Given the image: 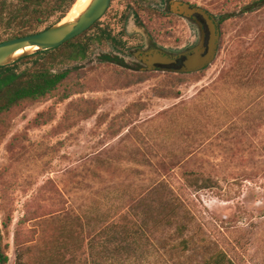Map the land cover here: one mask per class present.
I'll list each match as a JSON object with an SVG mask.
<instances>
[{
    "label": "rangeland",
    "instance_id": "1",
    "mask_svg": "<svg viewBox=\"0 0 264 264\" xmlns=\"http://www.w3.org/2000/svg\"><path fill=\"white\" fill-rule=\"evenodd\" d=\"M181 1L219 22L206 70L101 62L143 42L134 11L166 50L198 43L164 0H114L101 23L116 35L124 21L125 46L92 45L74 75L81 93L19 107L0 126L7 264H264V6Z\"/></svg>",
    "mask_w": 264,
    "mask_h": 264
},
{
    "label": "trees",
    "instance_id": "2",
    "mask_svg": "<svg viewBox=\"0 0 264 264\" xmlns=\"http://www.w3.org/2000/svg\"><path fill=\"white\" fill-rule=\"evenodd\" d=\"M77 1L0 0V43L52 27L67 17ZM128 1L132 8V3L146 0ZM262 6L264 0H254L243 12H253ZM134 14L137 16L135 11ZM122 18L125 20L126 16ZM120 28L115 35L111 25H103L100 19L88 30L56 49L40 52L9 66L0 67V126L5 125L8 117L19 107L40 103L49 98L63 102L81 93V90L77 89L78 84L74 82V75L79 68L78 63L88 59L94 44L110 43L115 48L124 47L125 43L122 40L127 34L124 21ZM98 59L101 62H112L108 55L99 56ZM224 260L225 255L221 254L217 256L214 264L219 261L222 264ZM225 262L224 264H232L228 260ZM7 263L8 256L0 246V264Z\"/></svg>",
    "mask_w": 264,
    "mask_h": 264
},
{
    "label": "water",
    "instance_id": "3",
    "mask_svg": "<svg viewBox=\"0 0 264 264\" xmlns=\"http://www.w3.org/2000/svg\"><path fill=\"white\" fill-rule=\"evenodd\" d=\"M111 1L91 0L88 6L75 17L68 18L69 13L62 21L42 32L1 42L0 67L9 66L25 57L40 52L56 49L65 42L79 36L104 16ZM172 4L175 14L194 19L195 26L198 29V43L192 48L174 55L173 62L175 63H191L186 68L177 70L176 73L201 72L212 65L218 55L220 30L217 28V23L211 14L204 8L176 0H173ZM202 19L206 22L204 23ZM132 25H134V22ZM138 30L149 37L145 28ZM149 70H153L152 66L149 67Z\"/></svg>",
    "mask_w": 264,
    "mask_h": 264
},
{
    "label": "flooded vegetation",
    "instance_id": "4",
    "mask_svg": "<svg viewBox=\"0 0 264 264\" xmlns=\"http://www.w3.org/2000/svg\"><path fill=\"white\" fill-rule=\"evenodd\" d=\"M172 1L173 0H164V6H165V9H167L170 13L175 14L173 12ZM176 1H181V0H176ZM177 16L184 18L190 24H195V20L192 18L188 19L181 15H177ZM211 16L214 19V21L217 23V28L219 29L218 20L213 15ZM134 17L135 18L133 19L136 21V24L140 27L145 28V31L149 35L150 38L146 37L144 33H140L143 38V42H141L135 48H132L126 51L127 56L121 55V54H117L114 56L108 55L112 59V63H116L121 66L129 67L132 71L136 73L163 72V73L185 74V73H176V71L186 68L191 63L187 64V63H182V62H179V63L173 62L174 60L173 57L178 52H170L166 50L165 48L161 47L159 44H157L152 34L148 32L145 24L141 21V19L136 15H134ZM202 20L204 23L206 22L204 19ZM127 32H129V30ZM220 36H221V33H220ZM190 48H186L184 50H187ZM102 56H105V55H102ZM150 66H152L153 70H149ZM188 74H192V73H188Z\"/></svg>",
    "mask_w": 264,
    "mask_h": 264
},
{
    "label": "bare ground",
    "instance_id": "5",
    "mask_svg": "<svg viewBox=\"0 0 264 264\" xmlns=\"http://www.w3.org/2000/svg\"><path fill=\"white\" fill-rule=\"evenodd\" d=\"M90 1L91 0H78V2L76 3L75 7H73L74 9L72 10L68 18H72L80 14V12H82L88 6Z\"/></svg>",
    "mask_w": 264,
    "mask_h": 264
}]
</instances>
